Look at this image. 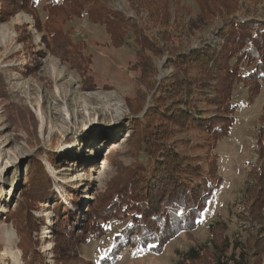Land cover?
I'll return each mask as SVG.
<instances>
[{
	"label": "rangeland",
	"instance_id": "374dc122",
	"mask_svg": "<svg viewBox=\"0 0 264 264\" xmlns=\"http://www.w3.org/2000/svg\"><path fill=\"white\" fill-rule=\"evenodd\" d=\"M23 1L0 0V264H176L177 253L213 249L225 237L256 249L264 264V230L238 217L262 184L264 75L241 78L257 62L242 60L240 77L223 86L244 101L226 116L214 150L204 148L202 131H163L175 123L169 110L184 108L176 103L186 98L178 92L181 57L213 59L232 25H264V0H234L231 9L222 0H65L59 8L67 15L51 0ZM205 79L197 76L192 88ZM204 99L193 103L204 122L218 115L224 124ZM143 124L206 171L216 159V189L200 226L157 250L135 245L133 234L116 243L112 231L127 223L98 219V203L125 193L139 164Z\"/></svg>",
	"mask_w": 264,
	"mask_h": 264
},
{
	"label": "trees",
	"instance_id": "16d2710c",
	"mask_svg": "<svg viewBox=\"0 0 264 264\" xmlns=\"http://www.w3.org/2000/svg\"><path fill=\"white\" fill-rule=\"evenodd\" d=\"M22 2L24 3L23 0ZM65 2V0H51L62 15L71 14L67 8H59L60 4ZM222 2L230 9L237 6V4L228 6L234 0H228V3L227 0ZM48 8V11L53 10L51 6ZM59 21L63 25L66 24L60 17ZM221 39L223 44L219 50L214 51L213 59H210L208 53L195 54L190 61L181 57L179 67L186 79L179 81L178 92H182L181 96L185 93L186 98L184 100L179 98L176 103L182 102L184 108L170 109L167 115L175 123H169L171 129H163L164 132H185L193 129L202 131L206 133L209 142L204 148H212L216 140L227 132L230 120L226 116L235 114L239 103L244 101V99H231V90L223 87L227 82L230 86L235 76L240 77L238 72L241 73V70L238 64L243 60V65L246 67L249 65L245 61L257 62V65L241 75L243 79L250 74L264 75L263 24L253 21L237 22L222 35ZM210 66L214 68V77L208 73ZM197 76H206L204 82L197 84L199 89L192 88ZM161 88L163 89V85ZM202 96L205 97L206 104L216 106L220 118H224V124L223 121L216 119L219 118L218 115L211 116L209 121L204 122L207 117L197 110L195 107L197 104H193ZM168 101L171 102L167 99ZM222 101L223 103H220ZM163 109L159 112L161 113ZM144 127L143 124L139 129V133L144 132L138 145L139 164L135 165L130 180L123 185L125 193H114L109 205L98 203L99 206H104L99 210L102 216L98 219L108 223L111 217L116 216L118 221L127 223L126 230L112 231L115 236L119 235L116 237V243H119L122 233L133 234L135 245L157 250L162 244L166 246L180 233L196 230L200 226L216 189L215 184L218 179L213 178L216 176V159L212 155L211 163L205 162L208 163L209 168V171H206L199 163H193L188 157H184L177 148L170 147L165 142L161 143L164 139L153 137ZM132 131L133 129L130 128L128 137L132 135ZM215 147L216 145L212 150ZM258 175L262 184L255 191L259 197L251 205L246 202L238 217L247 220L251 216V222L260 224L264 230V167ZM255 208H258L257 213L254 212ZM32 221V224L37 223L35 220ZM213 245V249H209L206 245H193L186 253H177L179 260L176 264L200 263L207 257L211 259L210 264H259L261 261V254L256 249L252 250L247 244H231L228 237L223 241H214ZM258 247L260 249L264 246L258 243ZM27 264H36V262L30 261Z\"/></svg>",
	"mask_w": 264,
	"mask_h": 264
}]
</instances>
